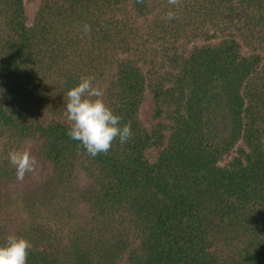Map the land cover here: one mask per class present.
I'll return each instance as SVG.
<instances>
[{
	"label": "trees",
	"instance_id": "obj_1",
	"mask_svg": "<svg viewBox=\"0 0 264 264\" xmlns=\"http://www.w3.org/2000/svg\"><path fill=\"white\" fill-rule=\"evenodd\" d=\"M88 75L133 131L96 157L66 134ZM13 149L38 161L22 181ZM10 235L27 264H264V0H0Z\"/></svg>",
	"mask_w": 264,
	"mask_h": 264
},
{
	"label": "clouds",
	"instance_id": "obj_2",
	"mask_svg": "<svg viewBox=\"0 0 264 264\" xmlns=\"http://www.w3.org/2000/svg\"><path fill=\"white\" fill-rule=\"evenodd\" d=\"M141 2V0H138ZM171 5H179L180 0H168ZM175 18V13L169 11L167 19ZM85 34L91 32V25L84 24ZM65 115L69 122L67 135L80 145L91 157L107 154L114 141L127 143L133 137L131 121L122 123V117L114 114L104 102L101 86L92 75L81 77L80 82L67 92ZM9 163L15 167L16 177L22 181L27 173L36 170L38 161L26 149H13L8 153ZM32 243L15 235H10L0 245V264H27V258Z\"/></svg>",
	"mask_w": 264,
	"mask_h": 264
},
{
	"label": "rangeland",
	"instance_id": "obj_3",
	"mask_svg": "<svg viewBox=\"0 0 264 264\" xmlns=\"http://www.w3.org/2000/svg\"><path fill=\"white\" fill-rule=\"evenodd\" d=\"M33 13H34V8L29 7L27 9V14H28L30 19L32 18ZM186 46H184V47H186ZM187 48H190V46ZM151 111H152L151 98L147 94L145 97V100L141 106L140 113H139L140 122L143 125V127L146 129H150L151 126L154 125V123H155V121L152 119ZM155 155H156L155 152L149 153V156L151 158H153Z\"/></svg>",
	"mask_w": 264,
	"mask_h": 264
}]
</instances>
